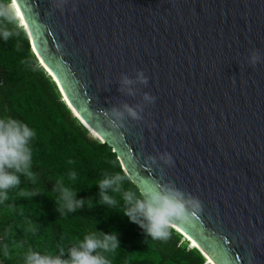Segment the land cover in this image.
Wrapping results in <instances>:
<instances>
[{
  "label": "water",
  "instance_id": "water-1",
  "mask_svg": "<svg viewBox=\"0 0 264 264\" xmlns=\"http://www.w3.org/2000/svg\"><path fill=\"white\" fill-rule=\"evenodd\" d=\"M18 4L39 65L138 191L163 175L202 202L200 219L173 229L210 264H264V0ZM136 70L148 77L136 87L156 101L128 131L108 129L98 109L141 102L118 91ZM164 152L173 166L144 167Z\"/></svg>",
  "mask_w": 264,
  "mask_h": 264
},
{
  "label": "trees",
  "instance_id": "trees-1",
  "mask_svg": "<svg viewBox=\"0 0 264 264\" xmlns=\"http://www.w3.org/2000/svg\"><path fill=\"white\" fill-rule=\"evenodd\" d=\"M3 117L19 120L35 132L29 142L35 181L21 176L20 185L9 189V199L0 203V264H24L29 248L69 260V247L94 231L117 235L119 247L103 253L109 264H206L200 251L189 247L176 230H170L167 240H153L130 222L120 193L109 190L116 206L100 203L97 184L105 174L119 173L125 176L123 190L139 191L112 149L93 138L66 106L24 32L7 41L0 37ZM58 181L76 191L75 198L85 201L83 207L63 215L57 211L59 193L53 188Z\"/></svg>",
  "mask_w": 264,
  "mask_h": 264
},
{
  "label": "clouds",
  "instance_id": "clouds-1",
  "mask_svg": "<svg viewBox=\"0 0 264 264\" xmlns=\"http://www.w3.org/2000/svg\"><path fill=\"white\" fill-rule=\"evenodd\" d=\"M55 10L63 12L69 0H51ZM73 12L76 11L73 3ZM11 25L12 27H9ZM20 32L28 33L29 28L20 10L18 0H0V37L7 41ZM60 45H57L59 49ZM250 66L261 62V55L258 50H252L247 58ZM118 91L131 98L141 95V102L134 105L121 103L119 106H112L108 109H98V114L103 117L108 129L128 131L125 121H142V113L148 105H153L156 97L147 92L140 93L136 87L148 85V77L143 70H136L134 78L127 74L119 77ZM152 125H149L151 127ZM94 138L97 133L92 130ZM35 132L19 120L3 117L0 118V203L9 199L8 190L16 188L21 183V176L30 181H35V174L31 170L33 153L29 146L30 140ZM103 142V141H101ZM158 161L168 167L173 166V160L169 153L164 152L158 156H146L144 167H159ZM162 172V169H161ZM70 179L76 178V173L69 174ZM125 176L116 173L105 174L98 182L99 198L102 205L116 206L117 200L112 193H120L124 201V215L130 222L137 224L144 233L153 240H167L170 237V230L181 224H191L194 220L200 219L203 212V204L196 196L179 189L172 182H163V175L160 180H152L146 183L139 193L132 190H123L122 182ZM59 193L57 211L61 215L66 212H76L83 207L84 200L76 199V191L58 181L53 188ZM28 195V193H21ZM32 193L31 195H35ZM264 237H258L257 243ZM119 247V241L115 233L104 234L94 231L84 235L82 240L77 241L69 247V260H62L59 256L41 253L31 248L24 255V264H109V260L103 253L110 252ZM7 248V246H5ZM7 254V252H5Z\"/></svg>",
  "mask_w": 264,
  "mask_h": 264
},
{
  "label": "rangeland",
  "instance_id": "rangeland-1",
  "mask_svg": "<svg viewBox=\"0 0 264 264\" xmlns=\"http://www.w3.org/2000/svg\"><path fill=\"white\" fill-rule=\"evenodd\" d=\"M81 123V122H80ZM82 124V123H81ZM83 125V124H82ZM84 126V125H83ZM85 127V126H84ZM86 128V127H85ZM87 129V128H86ZM88 130V129H87ZM88 132H89V134L92 136V134H91V131L90 130H88ZM93 137V136H92ZM94 138V137H93ZM95 139H97V140H99L98 138H95ZM100 141V140H99ZM184 239H186V238H184ZM191 246H193L192 245V243L191 242H189V247H191ZM205 258V257H204ZM205 262H206V264H210L209 263V261L207 260V259H205Z\"/></svg>",
  "mask_w": 264,
  "mask_h": 264
},
{
  "label": "bare ground",
  "instance_id": "bare-ground-1",
  "mask_svg": "<svg viewBox=\"0 0 264 264\" xmlns=\"http://www.w3.org/2000/svg\"><path fill=\"white\" fill-rule=\"evenodd\" d=\"M187 240H189V242H191L192 243V245H193V247H195V244L189 239V238H187V237H185ZM207 260L209 261V263H211L210 262V260L207 258Z\"/></svg>",
  "mask_w": 264,
  "mask_h": 264
}]
</instances>
